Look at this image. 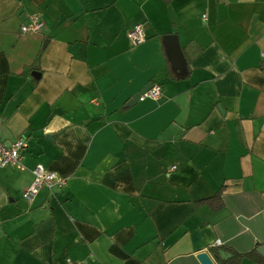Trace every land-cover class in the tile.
<instances>
[{
	"label": "crops",
	"instance_id": "obj_1",
	"mask_svg": "<svg viewBox=\"0 0 264 264\" xmlns=\"http://www.w3.org/2000/svg\"><path fill=\"white\" fill-rule=\"evenodd\" d=\"M150 83L161 98L129 106ZM0 136L28 140L23 169H0V264L264 247V0H0ZM38 165L67 183L28 202ZM220 191L221 209L203 203Z\"/></svg>",
	"mask_w": 264,
	"mask_h": 264
},
{
	"label": "built area",
	"instance_id": "obj_2",
	"mask_svg": "<svg viewBox=\"0 0 264 264\" xmlns=\"http://www.w3.org/2000/svg\"><path fill=\"white\" fill-rule=\"evenodd\" d=\"M45 23L41 18L39 13L33 14L30 16L27 24L21 27V32L23 34L27 33H40L44 28ZM128 39L135 46L141 45L146 40L145 30L142 25H137L129 30ZM163 88L160 84H154L152 89L149 90L146 94L141 96L140 101L145 99L159 100L162 96ZM28 148V140L25 137H20L14 142L4 143L0 136V169L7 167H15L18 169H23L22 159L26 149ZM176 170V167L172 168ZM33 182L30 186L24 191L23 198L32 202L39 192L44 189H62L66 186V179L59 176L58 174L46 170L41 165L36 166L33 171ZM220 246L221 243L216 244ZM69 264H85L84 261L74 263L69 260Z\"/></svg>",
	"mask_w": 264,
	"mask_h": 264
},
{
	"label": "water",
	"instance_id": "obj_3",
	"mask_svg": "<svg viewBox=\"0 0 264 264\" xmlns=\"http://www.w3.org/2000/svg\"><path fill=\"white\" fill-rule=\"evenodd\" d=\"M164 43L166 45L167 48V53L169 56V60L170 62L174 65L175 69L179 70L180 72L182 70H185L187 67V63L185 61V58L183 56L180 44H179V38L177 36H166L164 37ZM153 83H150L149 85H147L139 94H137L132 101H130V103L128 104L129 106H133L135 104H137L140 101L141 96H143L144 94H146L149 90L152 89L153 87ZM258 252L260 253V255H262L264 257V247H261ZM221 257L223 259H227L230 258L231 255L225 253V252H221ZM199 261L202 264H213L211 259L209 258L208 254L206 253H201L198 256Z\"/></svg>",
	"mask_w": 264,
	"mask_h": 264
},
{
	"label": "trees",
	"instance_id": "obj_4",
	"mask_svg": "<svg viewBox=\"0 0 264 264\" xmlns=\"http://www.w3.org/2000/svg\"><path fill=\"white\" fill-rule=\"evenodd\" d=\"M221 193L222 191H220L219 194H217V196H215L214 198L209 199L203 203L208 204L211 208L215 210L221 209L223 207V203L221 200ZM259 249L260 247H258L256 250L248 254H238L232 250H228L220 246V247H216L213 252L220 264H241L245 258L251 259L252 261L257 262L258 264H264V257L260 255V253L258 252ZM221 252H225L231 255V257L227 259H223L221 257Z\"/></svg>",
	"mask_w": 264,
	"mask_h": 264
}]
</instances>
